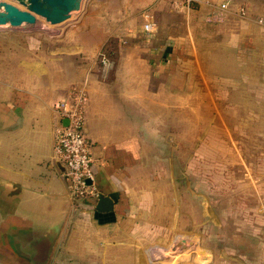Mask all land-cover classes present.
<instances>
[{
  "label": "crops",
  "instance_id": "0c3cea01",
  "mask_svg": "<svg viewBox=\"0 0 264 264\" xmlns=\"http://www.w3.org/2000/svg\"><path fill=\"white\" fill-rule=\"evenodd\" d=\"M110 3L0 55V264H264V0ZM78 93L111 211L55 156Z\"/></svg>",
  "mask_w": 264,
  "mask_h": 264
},
{
  "label": "built area",
  "instance_id": "2783aa9c",
  "mask_svg": "<svg viewBox=\"0 0 264 264\" xmlns=\"http://www.w3.org/2000/svg\"><path fill=\"white\" fill-rule=\"evenodd\" d=\"M223 8L225 9V6ZM152 27L148 24L145 29L149 32ZM101 63L104 69L111 66V61L105 53L101 55ZM57 111L60 122L54 151L56 159L64 167L63 175L69 196L75 203L85 198H97L92 146L85 130L84 96L75 94L69 101L59 103Z\"/></svg>",
  "mask_w": 264,
  "mask_h": 264
},
{
  "label": "water",
  "instance_id": "95a60500",
  "mask_svg": "<svg viewBox=\"0 0 264 264\" xmlns=\"http://www.w3.org/2000/svg\"><path fill=\"white\" fill-rule=\"evenodd\" d=\"M24 7L21 9L16 4L0 0V28L11 30L35 29L39 19H44L51 25H59L67 22L74 14L82 9L84 0H14ZM67 125V121L65 122ZM98 209L111 211L113 201L104 195L97 197ZM191 245L187 240H180L177 247L187 250ZM50 247L39 249L38 255L30 256L33 264H45L49 256Z\"/></svg>",
  "mask_w": 264,
  "mask_h": 264
},
{
  "label": "rangeland",
  "instance_id": "374dc122",
  "mask_svg": "<svg viewBox=\"0 0 264 264\" xmlns=\"http://www.w3.org/2000/svg\"><path fill=\"white\" fill-rule=\"evenodd\" d=\"M8 3L16 4L21 9L24 7L15 3L14 0H1ZM111 2L109 6L114 7V4L118 6V0H84L82 9L74 14L70 20L63 24L51 25L47 23L44 19L38 18V24L35 29H18L11 30L8 28H0V55L5 53L7 50L13 48L18 50H27L35 51L38 47L46 48L49 45H52L53 41L58 40L60 35L59 31H65L69 27L79 25L83 19L86 11L89 7L97 5H106L108 2ZM4 38L12 39V41H4ZM12 42L13 45H10ZM16 44V45H15ZM190 249V248H189ZM174 254H168L167 258L170 260V255H173L174 264H190L191 260L190 252H182L181 248L175 246ZM167 255V254H166Z\"/></svg>",
  "mask_w": 264,
  "mask_h": 264
}]
</instances>
